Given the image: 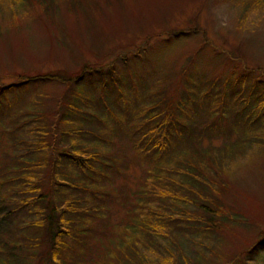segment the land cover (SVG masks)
<instances>
[{
	"label": "rangeland",
	"instance_id": "1",
	"mask_svg": "<svg viewBox=\"0 0 264 264\" xmlns=\"http://www.w3.org/2000/svg\"><path fill=\"white\" fill-rule=\"evenodd\" d=\"M254 3L0 0V264L11 252L16 263L49 264L40 224L49 208H64L68 219L59 264H162L166 256L172 264H264V78L256 70H264V5ZM85 68L79 84L23 79L78 78ZM171 118L187 120L176 140V125L172 136L146 135ZM159 141L172 147L160 155ZM73 151L108 166L93 180L91 168L62 160ZM155 169L165 176L154 184L179 199L155 198L171 218L140 235L130 226L137 189ZM84 178L109 196L91 203L87 191L54 192L59 181L81 187ZM51 190V206L30 200ZM81 225L94 230L92 249L77 254Z\"/></svg>",
	"mask_w": 264,
	"mask_h": 264
},
{
	"label": "trees",
	"instance_id": "2",
	"mask_svg": "<svg viewBox=\"0 0 264 264\" xmlns=\"http://www.w3.org/2000/svg\"><path fill=\"white\" fill-rule=\"evenodd\" d=\"M262 5H264V0H255V3H254L253 6H251V8L253 9V8H256V7H259V6H262ZM247 8H249V7L247 6ZM194 30H196V29L191 28L190 30H187L188 32L187 31H185V32L183 31V33H191ZM168 32L169 33L173 32L175 35H179L180 34V31L176 30L175 28H172L171 31H168ZM256 70L258 72H261V76H262V79H263L264 78V70L262 68H258ZM85 71H86V68L83 69V71L81 73V76H79L78 78L76 76L73 77V75H70L68 73H56V74L53 73V75L52 74L36 75L38 77L34 76L36 78H32V79H30L31 77L29 78V76H27V77H23V79H25V80L27 79L29 82H35V81H38V80H57L59 82H64V83H67V84H72V83H74L76 81V82H78L77 84H79V83L82 82L81 80L84 78ZM247 74H248V71L242 73V77L244 79H247L249 77ZM190 99H191V97H190ZM187 106H189V105H187ZM223 109L226 110L225 103L222 104V108L220 110L222 111ZM172 110H174V109L172 108L169 111H172ZM215 113H217V112H215ZM222 115H223V113L219 116V118H222V117L224 118V116H222ZM0 116H2L1 113H0ZM170 117H173V115H170ZM261 120L264 122L263 119H261ZM184 121L185 122L181 123L180 125L178 124V121H177V124H174L175 119L171 118L170 120H166L165 121L169 125L168 128H166L165 125L164 126L159 125V127H157V128L155 127V128L150 129L147 132L146 135H148V136L149 135L156 136L155 133H160V135L164 136V137L172 136L174 134L172 127L174 125H176V127L178 128V131H177L178 135L175 134L173 136L174 139L176 140L177 136H179L181 134L182 129L187 124V120H184ZM262 121H260V122H262ZM175 140L172 141L171 139H169V141L172 144H173V142H176ZM166 147H170L171 148L172 145L170 143H167L165 145V143L159 141V142L155 143V147L154 148H157V153L161 155L162 151ZM175 147L176 148H181L179 146H175ZM186 151H187V149H186ZM63 153L64 154L62 155V160L64 162H68L69 163L70 161H67L68 159L71 160V158H73V159L75 158V163H76L75 165L78 168H81V169H85L86 167L88 169L91 168L94 171V173L91 176L89 174H87V173L86 174L89 175L93 180H96V177L99 175V173H101V171H105L106 166H108V163L105 162L104 159H100L99 161H95V159L90 154V152L86 153L84 151V153H78L77 151H73V152H63ZM75 154H76V156H75ZM183 154H184V152H183ZM159 158H160V156L158 155L155 159H159ZM92 160L94 162H96L97 164L92 166L91 165V163H92L91 161ZM191 161H193V160H191ZM202 161H203V165H204V160L202 159ZM103 162H105L107 165L104 164ZM58 163H60V162H58V161H57V163L56 162H51V164H53V165L55 164V166H56L55 168L58 167V165H59ZM148 172L150 173V176L146 177L145 178V183L142 184L141 187L137 189V191H139V192H137L139 198H137V201H135V202H137L138 205L136 206V210H135L136 213L134 215V219L131 221L133 224L130 225V226H133L132 227L133 230H134V228H139L140 227V230L139 229L137 230L138 231L137 233L138 234L140 233V235H143V234L149 235L148 230L149 231L152 230V232L153 231L155 232V230L153 228L154 221H157V220H164L165 221L166 218H171V216L166 217L165 213H163L162 215L159 213V210H158L159 208L154 206L155 198L158 197V198H162L163 200L164 199L165 200L166 199H169V200L179 199L177 194L175 195L174 192L170 191L171 192L170 193L167 190L168 188L166 187V184L162 185V186H160L158 184L157 185L154 184L153 179L158 178V176H162V177L165 176L164 173H163V170L159 174L157 173L156 169L155 170H148ZM58 173H59V170L53 172L54 179H58V177H60V175ZM214 174L215 173H213V175ZM196 180H197L196 178L191 179V182L193 184H195ZM57 184H58V186L55 188L54 192L59 191L63 186H67L69 189H71L70 191H72V190L76 191V189H80V190L89 192L88 194L90 195V199L92 200L91 203H95V201L97 199L99 200L102 197L104 198L106 196H109L108 193H105L107 191L105 185H100V186L92 185L91 181L89 179H87V178L83 179V181L81 183V187L74 186L73 184H71V182L70 183H67V182L63 183V182L59 181ZM51 192H52V190L49 191L48 194H41V195H38V197L30 199V200L32 202H34V203H38L40 201L48 200V202L50 204L49 206H51L52 204L55 203V197L54 196H52L53 202L51 201V194H52ZM99 192H100V195L97 194ZM146 196H147V198L145 200ZM149 196L153 199V202L151 203V205L147 204V207H146V203L151 202L148 199ZM95 197L97 199H95ZM101 205H102L101 207L99 205L95 206V207H97L96 208L97 209V213H98V215L100 217L103 216L102 213L104 212V209L106 207V204H104V203H101ZM195 207L197 209H199V210L200 209H204L207 212L211 211L210 209H212L211 206H209L208 204H205V203H201L200 205H198L195 202ZM85 211H88V210L86 209ZM41 214L43 215L42 216L43 219H41L40 224H41L43 232H44V237L43 238H44L45 247H47V249L44 251L45 254H44V257L42 258V261L45 260L44 258L46 256L47 258L51 257V259L48 260L49 264H59L58 261L55 258H57L58 256L61 255L59 250L61 249V246L64 245V241H66V236H68L69 233H70V231H68L66 227L65 228L63 227V225H66L67 221H68V219L66 218V215H67L66 214V210L64 208L63 209H57V208H55V209L51 208L50 209L49 208V213H47V212H45V210H43ZM192 214H193L194 218L197 217V219H198V215H196V213H192ZM99 216H97V217H99ZM187 218L191 219L190 214H189V217L187 216ZM150 219H154V220L151 222ZM91 220H92L91 218H83L82 222L84 224L87 223L88 225H91V223H90ZM145 222H146V224H143ZM157 226H159V224L156 225V227ZM0 227L2 228L1 224H0ZM210 227L212 229H214L216 226H215V224H213ZM162 229H163V227L160 228V229H157V230L161 231ZM195 230H196V227H195ZM92 231H94V230L86 229L84 225H81L79 227V230L77 231L76 236L80 239V241H77L76 242L77 244L74 243V246H73L74 247V251L73 252H76L77 254H82V253L84 254L86 251H89L90 249H92L91 247L88 246V244H87L88 242L86 241V239L90 238V236L93 234ZM0 232H1V229H0ZM107 234H109L108 230L101 231V237H102V235L104 236V235H107ZM125 234H127V233H125ZM124 240H126V237L123 238V241ZM40 243H43V241L40 242ZM73 252H71V253H73ZM150 252H154V251H152L150 249ZM0 253L4 254V252H2V251H0ZM11 253H10V255H8L7 259L3 260L4 261L3 264H28V262L25 261L26 259H28L27 256H25V257H21V256L17 257V262L18 263H16V261L14 259V255L11 256ZM22 259H24V260H22ZM172 262H173L172 258H169L167 256L162 259V264H172ZM150 263H151V261H147L146 264H150ZM73 264H79V262H77L75 260L73 262Z\"/></svg>",
	"mask_w": 264,
	"mask_h": 264
}]
</instances>
